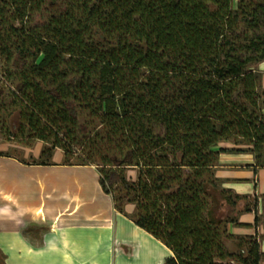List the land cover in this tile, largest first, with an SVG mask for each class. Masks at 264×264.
Listing matches in <instances>:
<instances>
[{
    "label": "trees",
    "instance_id": "1",
    "mask_svg": "<svg viewBox=\"0 0 264 264\" xmlns=\"http://www.w3.org/2000/svg\"><path fill=\"white\" fill-rule=\"evenodd\" d=\"M0 60L18 132L43 143L19 161L96 164L163 264H263L252 235L228 248V224L246 223L218 210L247 195L216 171L223 152L264 167V0H0Z\"/></svg>",
    "mask_w": 264,
    "mask_h": 264
},
{
    "label": "crops",
    "instance_id": "2",
    "mask_svg": "<svg viewBox=\"0 0 264 264\" xmlns=\"http://www.w3.org/2000/svg\"><path fill=\"white\" fill-rule=\"evenodd\" d=\"M259 66L264 73V62ZM56 161L29 165L0 155V258L5 264L164 263L165 244L115 209L93 165ZM253 163L251 152L220 154L221 188L254 198L251 211L231 206L229 215L246 223L228 224L234 238L226 244L232 251L238 249V236L264 240V167L255 172L248 166Z\"/></svg>",
    "mask_w": 264,
    "mask_h": 264
},
{
    "label": "rangeland",
    "instance_id": "3",
    "mask_svg": "<svg viewBox=\"0 0 264 264\" xmlns=\"http://www.w3.org/2000/svg\"><path fill=\"white\" fill-rule=\"evenodd\" d=\"M2 65L3 62L0 60V89H3V95L0 97V152H7L16 158L29 160L31 159V154L36 157L39 156L43 143L35 138L25 139L18 132V127L20 125L19 112L16 105L12 103V98L15 96V84L5 77V74L1 70ZM74 151L78 154L83 153L80 146L74 147ZM63 157V150H57L53 158L54 160L62 161ZM71 161H75V158H72ZM93 166L97 169L96 164ZM0 172L2 173L3 171ZM128 175L135 176L136 171L128 170ZM215 196H219V194L215 193ZM218 203L220 204V199ZM245 205L254 206V198L252 196H247L246 198L240 199L235 209L238 210ZM235 211L233 213H235ZM231 212V206L229 207L228 205H224V207L222 205V209L220 208V210H218L219 216L221 217L222 215H229ZM125 217L130 219L126 215ZM262 221H264V219ZM260 241V245L264 247V240L261 238ZM164 252L165 256H168L169 251L167 248H165Z\"/></svg>",
    "mask_w": 264,
    "mask_h": 264
}]
</instances>
